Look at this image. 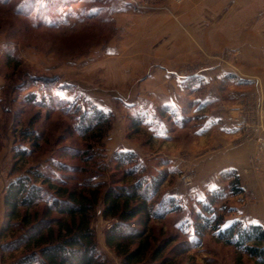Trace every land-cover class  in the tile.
<instances>
[{
    "label": "rangeland",
    "instance_id": "374dc122",
    "mask_svg": "<svg viewBox=\"0 0 264 264\" xmlns=\"http://www.w3.org/2000/svg\"><path fill=\"white\" fill-rule=\"evenodd\" d=\"M7 1V5L0 4V74L4 79L0 91V189L4 190L11 180L22 175L29 167L38 166L44 169L46 161L50 158L58 159L67 165L83 167L88 171L92 170L91 166L95 161L108 162L115 151H133L138 160L146 165L148 174L155 173L158 169L167 171L157 199L174 197L181 202L180 213L168 214L165 218L152 220L150 223L155 239L152 246L165 239H172L167 249L173 247L167 254L170 259L167 264H253L247 256L217 241L211 231L200 237L197 246L174 253L176 245L191 240L185 232H178L180 222L191 221L189 214L199 206L195 202L205 199L212 190L205 196L180 197L166 193L172 182L174 185L176 183V186L179 183L183 188H187L196 178L191 168L177 171L169 160L170 157L175 159L176 155L185 160L191 156L190 145L194 140L192 133L195 125L191 112L183 115L182 110L178 113L176 108H149L145 107L146 105L142 107L140 103L128 105L121 101V95L127 97L136 88L138 92L143 91L144 86L143 72L138 73L133 67L129 70L130 61L126 57L114 60L111 56L103 55L104 47L111 45L112 39L118 35L112 15L117 9L124 8V4L117 5L111 0H70L72 3L69 4L68 0H62L58 8L52 11L46 9V0H34L33 6V0ZM136 1L140 5L133 6L131 0H127L126 4L139 10L148 9L154 4V0ZM208 3L216 7V20H222L227 38L247 33L255 38L256 43L259 42L258 52L264 57V0H211ZM18 5L22 7V11H27L26 14L15 13V7ZM123 55L126 56L127 53ZM239 55L237 49L225 47L218 58L230 63V57L236 61ZM207 60L192 68L203 70L208 65ZM232 78L235 83L241 79L227 74L224 81ZM42 79L53 80L50 90L46 89ZM241 81L247 83V80ZM30 93L37 99L53 95L65 100L67 115L61 112L45 114V110L39 106L24 101V97ZM124 100L130 103L127 98ZM257 102L254 97L243 99L236 108L234 117L237 129L239 128L236 121L244 122L243 128L239 129L238 141H249L253 144L251 158L256 165L253 172L260 170L257 169L258 153L264 146V104L262 107ZM90 104L111 114V128L102 139L101 147L92 145L88 151L96 154V160L91 163L82 158L78 160L59 156V150L65 146L85 149V141L77 133L75 126L79 113ZM165 109L168 112L166 114L163 112ZM140 116H143L142 124L132 127V118ZM30 127L40 133L44 141H50V144L43 142L42 148L36 154L15 162L13 147L21 145L19 134ZM258 137L262 138L263 145L257 142ZM29 146V143H25L21 147ZM111 173L113 178L119 177L120 174L116 170H109L104 176L95 177L89 175V172H81L76 179L80 181L83 178H91L92 183L106 181L105 184L108 185ZM223 174V185L218 188L223 190L224 196L214 206L216 214L222 216L223 226L235 220L246 222L240 216L241 207L249 205L255 198L254 188L251 184L248 187L241 185L240 178L235 173L242 191L232 194L229 184L231 176L224 177ZM3 213L4 208L0 228ZM113 222L114 219H104L101 216V206H98L91 220V227L97 247L106 261L110 264H122V257L109 247L104 239L106 230ZM188 232L192 233V229ZM195 241L192 243L195 244ZM19 253L20 251L8 252L4 257L0 253V264L11 263ZM135 264L157 262L151 263L146 259Z\"/></svg>",
    "mask_w": 264,
    "mask_h": 264
},
{
    "label": "trees",
    "instance_id": "16d2710c",
    "mask_svg": "<svg viewBox=\"0 0 264 264\" xmlns=\"http://www.w3.org/2000/svg\"><path fill=\"white\" fill-rule=\"evenodd\" d=\"M46 1V9L54 11L62 0ZM8 3L7 0H0V4ZM68 3L72 2L68 0ZM22 10L19 5L15 7V13L19 15L26 14L27 11ZM5 56L10 60L9 56ZM41 82L49 90L54 83L50 79H42ZM24 101L39 106L45 110V114L61 112L67 115V102L53 95L37 99L30 93L24 97ZM142 117L132 118V127L140 126ZM110 120V113L90 104L79 113L75 126L85 141V149L65 146L59 150V156L82 158L92 163L96 160V154L88 152L89 148L92 145L101 147L102 139L111 128ZM19 138L21 145L13 147L15 162L30 158L40 151L43 142H50L44 141V137L31 127L21 131ZM25 143H29V148L21 147ZM98 162L95 161L92 170L87 171L83 167L50 158L44 169L29 167L8 183L3 193L0 253L4 257L8 252L20 251V255L9 264H110L98 249L91 227L98 206H101L104 219L115 220L106 230L104 239L122 257V264L141 263L146 259L157 264L169 262L167 254L173 247L170 251L167 249L172 239L152 246L155 239L150 225L152 220L163 219L182 210L177 198L157 199L167 171L158 169L148 174L146 165L138 160L133 151H115L109 163ZM109 170H116L120 174L113 178L111 173L108 185L106 181L92 183L91 178L76 179L81 172L102 177ZM223 175L231 176L230 192L241 193L235 172L229 171ZM223 196L222 189H213L205 199L195 202L199 206L189 214L191 221H182L177 228L179 233L185 232L191 240L176 245L174 253L197 246L200 237L211 231L217 241L247 256L253 264H264V227L259 224L245 225L238 220L223 226V218L216 214L214 207ZM190 228L192 233L188 232ZM194 241L195 244L192 243Z\"/></svg>",
    "mask_w": 264,
    "mask_h": 264
},
{
    "label": "crops",
    "instance_id": "0c3cea01",
    "mask_svg": "<svg viewBox=\"0 0 264 264\" xmlns=\"http://www.w3.org/2000/svg\"><path fill=\"white\" fill-rule=\"evenodd\" d=\"M111 1L125 7L112 15L118 35L104 47L103 55L114 60L126 57L129 70L133 67L144 74L143 91L136 88L127 97L121 95V101L176 108L183 115L191 112L194 119L191 156L185 160L176 155L169 160L177 171L191 168L195 181L187 188L172 182L166 193L205 196L223 185L224 172L233 171L241 185L254 188L255 198L241 207L243 224L264 227V146L258 153L260 170L253 172V144L238 141L240 131L234 125L236 108L243 99L254 97L260 106L264 104V57L258 52L259 42L247 33L227 38L222 20H216V7L208 3L211 0H154L142 10L128 6L127 0ZM225 47L239 51L236 61L230 57L227 64L218 58ZM205 60L208 65L203 70L192 68ZM227 74L247 83L241 79L235 83L233 78L224 81ZM3 85L0 74V91ZM4 190L0 189V218Z\"/></svg>",
    "mask_w": 264,
    "mask_h": 264
},
{
    "label": "built area",
    "instance_id": "2783aa9c",
    "mask_svg": "<svg viewBox=\"0 0 264 264\" xmlns=\"http://www.w3.org/2000/svg\"><path fill=\"white\" fill-rule=\"evenodd\" d=\"M131 3L133 4V6H138V5H140L139 3H137V1L136 0H131ZM237 122V127L240 129H242L243 128V126H244V122H242V121H236ZM257 142L260 144V145H263V142H262V138L261 137H258L257 138Z\"/></svg>",
    "mask_w": 264,
    "mask_h": 264
}]
</instances>
